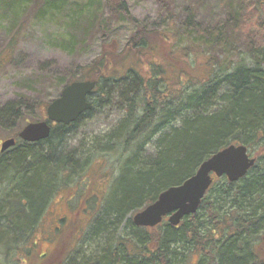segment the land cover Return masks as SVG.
I'll return each mask as SVG.
<instances>
[{
    "label": "trees",
    "instance_id": "1",
    "mask_svg": "<svg viewBox=\"0 0 264 264\" xmlns=\"http://www.w3.org/2000/svg\"><path fill=\"white\" fill-rule=\"evenodd\" d=\"M65 1L0 0V7L14 14L33 10L39 19L62 16ZM82 1L83 9L68 23L72 33L60 41L65 47L80 50L96 37L104 44L112 32L108 15L120 14L115 22L129 21L136 29L122 51L102 49L79 68L83 74L78 79L96 83L92 111L114 100L123 113L98 149L126 156L125 168L136 181L128 189L114 186L111 201L104 200L93 213L84 194L87 212L76 209L82 216L70 222L71 231L86 225L78 232L81 239L67 252L58 244L51 254H35L28 244H36L51 199L90 166L89 158L81 161L75 152L62 154L58 148L92 111L68 126L56 125L48 139L35 144L13 135L16 145L0 153V264L32 259L38 264H264V23L255 20L257 31L248 32L243 4L224 0L227 9L218 24L168 34L124 16L123 0ZM246 34L250 46L241 52L235 47L244 45ZM232 53L237 63L227 58ZM39 110L37 104L7 105L0 110V129L36 121ZM152 143L155 156L143 160L144 147ZM230 145L255 154L245 177L235 183L214 178L197 213L177 227L166 221L153 229L134 226V214ZM84 245L92 249L87 253Z\"/></svg>",
    "mask_w": 264,
    "mask_h": 264
},
{
    "label": "rangeland",
    "instance_id": "2",
    "mask_svg": "<svg viewBox=\"0 0 264 264\" xmlns=\"http://www.w3.org/2000/svg\"><path fill=\"white\" fill-rule=\"evenodd\" d=\"M232 1L243 4L246 10L245 19L248 17L250 19L248 32L257 31L255 20L260 19V23H264V0ZM83 2L66 0L65 8L61 10L62 16L48 15L39 19H35L33 10H21L20 13L14 14L0 7V110L12 104L28 106L37 104L41 110L35 113L36 115L39 113L40 117L28 123L44 121L46 106L60 96L67 83L83 82L78 80L83 74L79 68L89 65L100 55L102 49L112 52L124 49L136 29L129 21L115 22L120 14L108 15L112 20V32L104 44L98 37L86 43L80 50L78 47H65L60 43L72 33L69 31V20L78 9L79 11L83 9ZM123 2L127 6V14L124 13V16L128 15L148 30L165 31L168 34L177 30L184 31L186 28L193 29L196 25L203 27L218 24L219 20L224 18L227 9L224 0H123ZM257 3L259 5L256 7ZM243 37L244 45L235 47L241 52L247 45L250 46V35L246 34ZM259 46L258 43L257 47ZM172 48L165 45L164 50L172 51ZM234 54L227 58L237 63L239 59ZM184 62V59L180 58L181 66ZM94 98L96 94L91 96V100ZM122 120L123 113L118 110L115 101L111 100L85 115L60 144L58 148L60 153L75 152L76 158L81 161L89 158L90 166L51 199L34 238L36 244L34 246L28 244L35 254H51L58 244H62L67 252L78 242L77 237L81 239L78 232L80 229L84 231L86 225L71 231L70 222L77 214L82 216L81 212H75L76 209L87 212L83 201L84 194L90 197L88 211L93 213L94 208L103 206L104 200L111 201L110 192L114 186L119 185L127 189L134 186L136 178L125 168L129 165V161L125 160L126 156L121 158L120 151L105 154L100 153L102 149H98L103 144L104 136L116 130ZM25 125L22 122L13 129H8L7 126L1 128L0 143L18 134ZM135 147L133 145L132 150ZM155 153V144L146 145L141 158L148 160L154 157ZM249 154L250 157L255 155L254 152ZM133 164L135 171L137 164L135 162ZM75 182L78 183L77 186ZM91 249L88 245L83 246L87 253ZM27 264L38 262L32 259Z\"/></svg>",
    "mask_w": 264,
    "mask_h": 264
},
{
    "label": "water",
    "instance_id": "3",
    "mask_svg": "<svg viewBox=\"0 0 264 264\" xmlns=\"http://www.w3.org/2000/svg\"><path fill=\"white\" fill-rule=\"evenodd\" d=\"M96 83L91 81L73 82L66 85L60 96L46 107V119L26 124L17 134L25 143H38L50 137L52 124L68 126L84 113L92 109L88 101ZM15 139L9 138L0 144V153L15 146ZM243 145H230L223 148L201 163L195 174L179 186L163 191L157 199L132 217L135 227L153 229L166 218L167 223L177 227L181 221L197 213L214 178L225 177L235 183L245 177L254 166Z\"/></svg>",
    "mask_w": 264,
    "mask_h": 264
},
{
    "label": "flooded vegetation",
    "instance_id": "4",
    "mask_svg": "<svg viewBox=\"0 0 264 264\" xmlns=\"http://www.w3.org/2000/svg\"><path fill=\"white\" fill-rule=\"evenodd\" d=\"M90 97V96H89ZM88 100H89V98H88Z\"/></svg>",
    "mask_w": 264,
    "mask_h": 264
}]
</instances>
